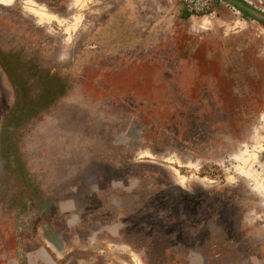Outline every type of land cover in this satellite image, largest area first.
Returning <instances> with one entry per match:
<instances>
[{"label": "rangeland", "instance_id": "374dc122", "mask_svg": "<svg viewBox=\"0 0 264 264\" xmlns=\"http://www.w3.org/2000/svg\"><path fill=\"white\" fill-rule=\"evenodd\" d=\"M0 264H264V21L0 0Z\"/></svg>", "mask_w": 264, "mask_h": 264}, {"label": "water", "instance_id": "95a60500", "mask_svg": "<svg viewBox=\"0 0 264 264\" xmlns=\"http://www.w3.org/2000/svg\"><path fill=\"white\" fill-rule=\"evenodd\" d=\"M226 1L235 5L240 10L247 12L249 15L255 17L256 19L264 21V14H262L261 12H258L256 10L244 5L242 2H240L238 0H226Z\"/></svg>", "mask_w": 264, "mask_h": 264}]
</instances>
